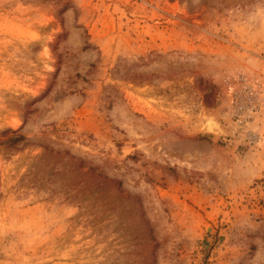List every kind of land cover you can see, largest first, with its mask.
I'll use <instances>...</instances> for the list:
<instances>
[{
	"label": "rangeland",
	"instance_id": "rangeland-1",
	"mask_svg": "<svg viewBox=\"0 0 264 264\" xmlns=\"http://www.w3.org/2000/svg\"><path fill=\"white\" fill-rule=\"evenodd\" d=\"M0 264H264V0H0Z\"/></svg>",
	"mask_w": 264,
	"mask_h": 264
}]
</instances>
